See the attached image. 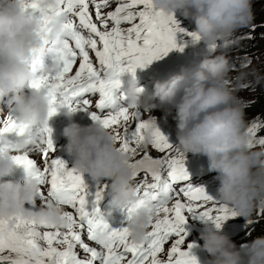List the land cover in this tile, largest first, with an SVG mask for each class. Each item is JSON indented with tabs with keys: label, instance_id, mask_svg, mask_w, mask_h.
I'll use <instances>...</instances> for the list:
<instances>
[{
	"label": "clouds",
	"instance_id": "9594fccd",
	"mask_svg": "<svg viewBox=\"0 0 264 264\" xmlns=\"http://www.w3.org/2000/svg\"><path fill=\"white\" fill-rule=\"evenodd\" d=\"M27 0H0V114L15 108L16 121L28 130H38V138L19 139L0 147V218L23 216L36 225L63 229L68 223L64 205L48 198L36 209L43 185L32 175L23 182L12 179L17 165L15 156H30L36 148L45 147L51 108L52 91L30 88L34 78L31 58L33 50L47 56L49 73L59 72L61 62L56 47L63 39L58 30L41 31V15L54 17L60 8L58 0H39L37 16L26 8ZM152 5L166 14L179 12L195 22L199 40L225 46L233 42L237 30L253 19L252 0H152ZM230 72L224 55L205 56L194 69H182L168 79L155 81L153 91L144 94L138 79L131 76L122 96L130 112L143 109L145 120L144 146L152 142L156 126L151 113L158 107L175 108L179 153L203 155L209 169L219 173V204L236 215L251 219L258 207H264V147L249 150L251 139L246 131L244 102L227 79ZM67 79V78H66ZM30 89V91H25ZM142 89V90H141ZM64 112L69 123L63 128L66 153L73 158V169L99 183L110 181V205L107 215L123 211L139 200L131 162L133 155L121 150L114 130L100 121L82 126L73 117L76 111ZM25 205H30L26 208ZM155 212L144 207L133 208L127 219L130 239L143 244L155 220ZM200 233L203 249L212 257L209 264H264V236H258L237 247L211 220H203Z\"/></svg>",
	"mask_w": 264,
	"mask_h": 264
},
{
	"label": "snow or ice",
	"instance_id": "6c2138e0",
	"mask_svg": "<svg viewBox=\"0 0 264 264\" xmlns=\"http://www.w3.org/2000/svg\"><path fill=\"white\" fill-rule=\"evenodd\" d=\"M58 3L60 8L54 17L41 15L40 19L42 33L58 30L63 36L56 47L61 69L47 72L38 50L34 49L31 65L35 75L29 87L45 92L53 90L50 117L63 107L88 111L93 121L114 130L121 150L133 156L139 154L131 166L134 177L142 174L137 184L140 198L127 209V219L135 207L154 211L156 218L145 242L136 244L127 227L111 228L98 207L89 210L88 198L92 193L87 190L82 174L52 157L55 146L52 129L48 127L45 147L38 148L43 166L28 155L15 156L14 160L41 185L48 186L47 198L69 206L74 212H65L68 221L65 231L43 233L38 231L39 225L23 216L0 218V264H94L97 259L102 264H198L190 251L194 245L181 247L187 236L186 213L211 220L218 228L236 213L213 200L203 187L186 184L189 173L184 155L174 154L177 151L157 127L152 142L144 146L143 133L148 123L139 120L138 114L127 107L116 106L118 100L125 99L122 94L116 95L122 85L120 77L125 73L135 77L137 68L147 67L174 49L182 51L176 33L184 30L174 15L157 10L152 0H58ZM25 7L40 11L39 0H27ZM125 24L130 26L125 28ZM189 35L194 41L199 40L196 33ZM87 94H98L94 105L98 112L90 111L92 101L84 98ZM259 127L250 129V136H255ZM26 131V126L12 116L0 120V147L7 144L3 142L6 134L24 136ZM258 141L264 144V137ZM148 149L162 155L154 157ZM101 199L102 190L98 189L93 203ZM84 232L87 241L94 242L99 249L85 242ZM173 237L167 259H162L160 254ZM77 246L86 254L83 258L78 255Z\"/></svg>",
	"mask_w": 264,
	"mask_h": 264
},
{
	"label": "rangeland",
	"instance_id": "374dc122",
	"mask_svg": "<svg viewBox=\"0 0 264 264\" xmlns=\"http://www.w3.org/2000/svg\"><path fill=\"white\" fill-rule=\"evenodd\" d=\"M252 14L253 19L251 20V23L247 27L237 30L234 33L233 37H231L233 42L230 46H225L219 41L214 45L206 44L203 40L194 41L189 34L195 33L196 28L193 27L195 22L191 19H186L179 12H176L174 14V18L179 24V27L185 30L184 41L186 44L209 47L212 49L213 55H217L220 52L226 53L225 57L228 59L229 65H231L227 79L229 81V84L237 90L236 95L244 102V106L255 103L258 100V96L264 91V0H252ZM123 27L127 28L126 25H123ZM142 88L144 89V94L147 95L149 93L147 87ZM84 98L88 99L89 97L86 95ZM92 102L94 104V101ZM157 109L161 110V108ZM173 110H175V108L171 109V111H167L168 113H166L165 111L164 115L162 116H155L151 114L155 118V123L158 129L177 128V122L173 118L175 116V114H173L175 111ZM135 113H137L138 117H140L139 120H144L145 117L148 118L147 114L145 115L143 109H137ZM132 127L135 128V122H133ZM118 146H120L119 143ZM259 147L260 145H256L254 142L249 141V150L254 151ZM148 150L154 157L162 155L155 153L152 149ZM38 153V149L35 150L34 154ZM138 158L139 154L133 156V160ZM41 160L42 158L40 157L37 161L40 162ZM189 163L191 162L187 160V162H185V165ZM196 172H201V170L196 168ZM139 179H137V181H139ZM200 179L201 175H196L191 179L189 177L188 181L198 182V185L196 187H203L206 193L210 197H212L213 200L219 199L220 180L218 179L213 182H200ZM137 181H135V183ZM44 205L45 201L36 200V208H41ZM27 206L31 207L30 205H25V207ZM234 223H236V221L233 219V217H230L224 222V224L226 225H231ZM55 230L56 229H50L47 231ZM38 231H40L41 233L46 232V228L39 226ZM83 238L85 242H88L91 245L94 244V242L87 241L86 232L83 233ZM174 239L175 238L173 237L169 240V242L165 245V252L160 254V256L167 254V249L170 248L172 240ZM234 243L237 245V247H240L244 242L235 240ZM188 244L194 245V247L197 249H203V241L199 240V238L195 235H190L185 240V244L181 247L186 249ZM97 263L102 264V261Z\"/></svg>",
	"mask_w": 264,
	"mask_h": 264
},
{
	"label": "bare ground",
	"instance_id": "6f19581e",
	"mask_svg": "<svg viewBox=\"0 0 264 264\" xmlns=\"http://www.w3.org/2000/svg\"><path fill=\"white\" fill-rule=\"evenodd\" d=\"M30 11H32V12H34L37 16H39V14H40V12L37 10V11H34V10H30ZM126 26H127V24H125ZM48 59V60H47ZM45 58V57H41V60H42V62L44 63V65L46 66V65H48L49 63H51V61H50V59L49 58ZM25 91H30V89H26ZM43 91V90H42ZM123 101H121V100H118L117 101V107H119L121 104L120 103H122ZM171 109H173V108H171ZM109 109H105V111H108ZM11 110H9V111H7V115H5V114H0V120H6V118H7V116H10V114H9V112H10ZM95 111H99L98 109H96L95 108ZM165 111L166 110H164V109H156V110H154L151 114H153V115H155V116H158V115H164V113H165ZM173 111H175V110H173ZM88 113V111H85V110H81V111H79L78 113H75V115H74V117H73V119L77 122V123H79L80 125H82V126H87V125H91L92 123H93V120L91 119V117H86V114ZM166 113H168L167 111H166ZM173 114H175V112L173 113ZM141 115V114H140ZM145 115H146V113H145ZM144 115V116H145ZM80 116H83L84 117V119L83 120H79V117ZM147 117H148V114H147ZM171 117V116H170ZM53 118H60L61 119V124H59V125H57V126H55L54 124H50L49 123V128H51L52 129V140L54 141L58 136H60L61 134H63V128L69 123V121L67 120V118L65 117V116H63V114H62V112L59 110L58 111V113L55 115V116H53ZM140 117H138V119H139ZM159 118V117H158ZM145 119H147L146 117L144 118V120ZM163 121V120H162ZM175 121V120H174ZM166 125V124H165ZM159 126V125H158ZM31 131H34V133L36 134V136L33 138V139H29V140H35V139H37L38 138V130L37 129H35V128H33V129H31V130H28V131H26L27 133H29V132H31ZM4 140H6L7 141V143H9V142H16V141H18L19 139H23V137L22 136H17L16 134H14V136H13V133H10V134H6V136L3 138ZM64 144H65V142L64 141H59V140H56L55 142H54V146H55V152L52 154V157H55V158H57V159H60L59 157H60V155H59V153H61V152H63V146H64ZM38 148H36L35 150H37ZM35 150H34V152H35ZM34 152L30 155V158H33V159H35V160H38L40 157L42 158V156H41V153L39 152L38 154H34ZM62 156H64L63 154H62ZM40 164H41V166H43V161L41 160L40 162H39ZM67 165H68V167L71 169L72 167H73V158L71 157V156H69V157H67ZM211 174H212V172H211ZM17 175H23V177L20 179V181L21 182H23L24 181V179L29 175V173H28V171L23 167V166H16L15 168H14V173H13V176L12 177H7V178H5V179H12V180H15L16 179V176ZM85 177H89L88 175H84ZM89 179H91L90 177H89ZM98 189H100V190H104V194H103V196L102 197H105L109 192H110V188L109 187H105L104 188V186H100L99 188H97V187H91V188H88L87 190L89 191V192H95V191H97ZM46 192H47V190H45L44 189V191H43V193H44V195H40V196H38L37 197V200H43V201H45V203H46V201H47V196H46ZM89 199V210H91L92 209V207L93 206H95V207H98L99 208V210L100 211H105V210H107L109 207H110V203H108L107 201H104V202H98V203H96V204H94L93 202L95 201V200H93V199H91V197H89L88 198ZM40 203V202H39ZM65 207V210L66 211H74L72 208H70L69 206H64ZM41 227H44V226H41ZM44 228H46V231L47 230H50V229H54V228H49V227H44ZM41 230V229H40ZM60 231H63L62 229H59ZM83 238V237H82ZM84 239V238H83ZM95 244H93L92 246H94Z\"/></svg>",
	"mask_w": 264,
	"mask_h": 264
},
{
	"label": "trees",
	"instance_id": "16d2710c",
	"mask_svg": "<svg viewBox=\"0 0 264 264\" xmlns=\"http://www.w3.org/2000/svg\"><path fill=\"white\" fill-rule=\"evenodd\" d=\"M196 27V25H193ZM247 53V52H245ZM245 120H246V131L249 134L250 129L261 126L255 132V136L251 137L250 141L254 142L260 147H264V144L259 143V137H264V91L258 96V100L255 103L244 106ZM239 223L244 227L243 234L238 238L244 244L249 243L258 236H264V207H258L254 212L251 219L242 217Z\"/></svg>",
	"mask_w": 264,
	"mask_h": 264
},
{
	"label": "water",
	"instance_id": "95a60500",
	"mask_svg": "<svg viewBox=\"0 0 264 264\" xmlns=\"http://www.w3.org/2000/svg\"><path fill=\"white\" fill-rule=\"evenodd\" d=\"M224 54H225V53H223L222 55H224ZM141 175H142V174H141ZM141 175L135 177V181H137V179H139Z\"/></svg>",
	"mask_w": 264,
	"mask_h": 264
}]
</instances>
